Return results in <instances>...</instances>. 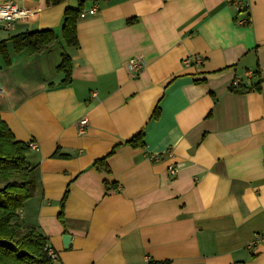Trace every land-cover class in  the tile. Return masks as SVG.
<instances>
[{"label":"crops","instance_id":"crops-1","mask_svg":"<svg viewBox=\"0 0 264 264\" xmlns=\"http://www.w3.org/2000/svg\"><path fill=\"white\" fill-rule=\"evenodd\" d=\"M6 2L41 10L0 30L11 59L0 56V115L39 145L22 220L55 264H264V243L250 246L264 233V0ZM82 2L98 14L79 17L70 48L64 11ZM42 30L59 38L51 50L14 51L13 36ZM63 52L72 81L56 87ZM237 79L260 91L233 92ZM139 133L144 146L128 144ZM114 148L110 172L96 168Z\"/></svg>","mask_w":264,"mask_h":264},{"label":"trees","instance_id":"trees-1","mask_svg":"<svg viewBox=\"0 0 264 264\" xmlns=\"http://www.w3.org/2000/svg\"><path fill=\"white\" fill-rule=\"evenodd\" d=\"M59 4L63 0H49ZM62 28L63 40L67 47L79 46L78 41V20L83 13V2L78 9L67 8ZM249 25V22H246ZM58 36L52 30L26 32L12 37L14 51L28 55L42 54L51 50L58 44ZM0 56L11 65L5 41L0 42ZM58 71L64 72V82L56 87L70 85L72 81L73 64L70 56L63 52L62 63ZM54 87V86H52ZM245 86L241 89L232 87L233 92L260 91L259 84L255 87ZM248 89V90H247ZM241 90V91H240ZM143 134L139 133L128 142L133 147H143ZM140 143H139V142ZM96 161L94 166L99 170L110 172L107 160L114 154ZM31 150L28 143L17 141L13 132L0 115V264H55L45 250L47 239L35 226L26 224L22 220V209L31 200L36 192L35 171L28 165V155ZM57 157V154H54ZM69 191L62 201V210L68 199ZM63 214L61 218L63 219Z\"/></svg>","mask_w":264,"mask_h":264},{"label":"built area","instance_id":"built-area-1","mask_svg":"<svg viewBox=\"0 0 264 264\" xmlns=\"http://www.w3.org/2000/svg\"><path fill=\"white\" fill-rule=\"evenodd\" d=\"M21 1L22 3L26 2V0H21ZM39 12H41V10L34 12V11L24 8L22 4H19L16 2L0 3V30L11 31L15 28L18 22L34 17ZM97 14H98V9L96 7H93L87 12L81 13L80 18L85 19L88 16H96ZM186 64L189 66H193V65L199 66L202 64V61L200 58L196 56H192L186 60ZM126 67L128 69V72L134 75L135 77L142 72V70L145 67V62L141 57H134L127 62ZM247 76L248 78H252L253 74L248 73ZM234 87L241 89L245 87V85L243 84L242 81L237 79L234 82ZM79 122L80 123H78V126L80 129V133L84 134L88 127L89 122L87 119H82ZM29 147H30V150H35V151L39 150V145L34 141H31L29 143ZM176 171L177 169H173L172 174L174 175ZM262 243H264V233H258L255 235L250 246L253 247L255 245H259ZM45 250L49 253V256L53 260H56L58 258L57 252L49 245H47Z\"/></svg>","mask_w":264,"mask_h":264},{"label":"water","instance_id":"water-1","mask_svg":"<svg viewBox=\"0 0 264 264\" xmlns=\"http://www.w3.org/2000/svg\"><path fill=\"white\" fill-rule=\"evenodd\" d=\"M64 243H65V247L68 248L69 244L71 243V236L70 235L64 236Z\"/></svg>","mask_w":264,"mask_h":264},{"label":"rangeland","instance_id":"rangeland-1","mask_svg":"<svg viewBox=\"0 0 264 264\" xmlns=\"http://www.w3.org/2000/svg\"><path fill=\"white\" fill-rule=\"evenodd\" d=\"M21 215H22V213H21Z\"/></svg>","mask_w":264,"mask_h":264}]
</instances>
